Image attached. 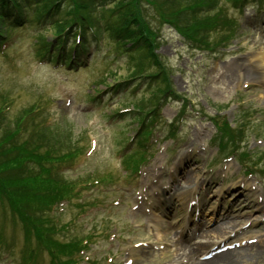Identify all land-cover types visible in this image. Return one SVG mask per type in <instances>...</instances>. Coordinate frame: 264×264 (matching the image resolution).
<instances>
[{
  "label": "rangeland",
  "instance_id": "rangeland-1",
  "mask_svg": "<svg viewBox=\"0 0 264 264\" xmlns=\"http://www.w3.org/2000/svg\"><path fill=\"white\" fill-rule=\"evenodd\" d=\"M215 3L218 7L213 9V14L218 9L224 10L223 31L210 30L215 33L210 32L204 47L194 48L184 43L168 26L160 30L161 42L155 54L165 64L168 72L165 79L177 98L167 100L156 124L153 120L149 124L151 118L146 120L152 130L146 156L139 153L131 156L141 140V134H136L140 122L136 114L145 112L136 105L158 83H149L146 88L143 83L133 89L137 81L132 78L126 90L114 92L109 98L100 97L99 91H105L107 84L132 77L127 58L110 56L114 45L99 46L98 52L93 53L91 50L96 46L90 44L79 49L75 58H80L81 63L77 68L74 64L55 67L47 58L45 62L40 60L43 48L38 39H53L50 22H42L16 28L9 45L0 50V106L3 117L11 121L7 123L8 130L14 128V123L23 124L26 118L30 123L46 115L61 126L62 132H70L59 131V139L71 140V146L78 142L70 150L69 158L86 150L84 158L75 165L61 168L63 176L48 179L51 189L59 184L66 188L84 177L100 179L96 189L84 191L76 199L74 196L71 204H64L63 210L53 213L59 218L58 226L74 219L80 233L95 229L92 243L79 264H197L196 259L177 260L181 253L173 247L179 239L190 245L199 239L208 244L207 238L193 240L190 230H182L183 207L195 182L197 186L193 188L200 189L206 218H210L216 196H219L220 214L228 210L233 215L232 220L237 222L235 233L239 236L232 241H238L234 243L237 249L264 241V80L261 78L264 68H256L248 61L264 42V0H215ZM214 18L220 20L219 16ZM103 37L105 40L106 36ZM69 55L71 51L65 52L63 58ZM234 62L238 63L240 72L244 69L254 72L255 79L236 75L226 78L225 68ZM32 109L35 112L31 114ZM118 110L123 113L114 116ZM183 113L185 116L180 118ZM175 119L179 120V132L177 140L171 143L165 136ZM218 125H226L221 129L230 131L236 139L238 154H225L232 157L226 161L221 158L219 142L224 138H217ZM6 127L3 136L8 132ZM51 138L46 132L37 144L31 145L36 147L32 154L37 158L43 156L49 150ZM40 144L47 149L40 148ZM133 158L146 161L131 178V171L137 169ZM55 161L53 157L48 159V163ZM194 161L198 169L190 170L191 178L185 184L174 170L180 172V167L185 169L187 163ZM39 168L48 175V167ZM248 171L253 174L248 175ZM170 177L174 179L172 185L178 183L176 191L159 198L157 195L170 183ZM78 204L84 206L79 208ZM12 209L0 199V264H26L34 245L26 242L23 224ZM229 231L224 229L220 234L224 237ZM60 241L66 240L60 238ZM253 252L249 251L237 264H264L261 257L251 256ZM35 254V258L40 257L38 251ZM41 262L51 264L50 257L44 253Z\"/></svg>",
  "mask_w": 264,
  "mask_h": 264
},
{
  "label": "trees",
  "instance_id": "trees-1",
  "mask_svg": "<svg viewBox=\"0 0 264 264\" xmlns=\"http://www.w3.org/2000/svg\"><path fill=\"white\" fill-rule=\"evenodd\" d=\"M216 7L218 3L215 0H0V46L28 19L37 24L49 20V26L53 27L54 41L38 39L39 46L43 48L42 54L39 53L41 56L50 48L54 54L60 48H67L68 39L75 40L78 35L79 45L87 41L100 43L104 35V46L114 45L110 56L119 58L126 55L129 58L127 65L132 77L159 80L162 88L150 92L136 105L140 110L145 109L144 116L147 117L157 110L155 108L164 96L172 92L168 79H165V66L155 54L161 28L169 26L185 43L194 48L204 47L210 38V30L217 33L223 31L221 16L224 10L218 9L213 14ZM215 16H219L220 20ZM77 47L78 44L75 45ZM2 112L0 106V142L6 140L0 144V199L14 208L12 213L17 214L23 224L26 242L29 246L34 245L28 259L30 263L27 264H42L44 253L50 257L51 264H75L74 258L85 248L82 243L90 244L95 233L90 230L82 235L76 227H69L70 224L66 227L57 225L49 212L57 202L69 200V187L59 184V187L51 189L48 179L54 176L53 169L48 168L47 175L39 167L47 168L51 157L60 158L58 162L64 163L78 142H73L71 146V140L59 139V125L44 128L46 118L43 115L26 123V130L33 131V127L42 126L31 137L17 130L18 123H14V128L9 131L7 123L11 121L3 117ZM5 127L8 132L3 136ZM222 127L224 129L226 125ZM222 127L218 125L220 138H224L222 142L227 147L225 150L228 146L234 148L236 139L231 136L233 133L225 132ZM237 130L240 132V129ZM46 132L52 136V143L47 145L49 150L37 158L32 154L36 147L31 145L37 144ZM65 132L70 133L68 130ZM65 132L61 131V134ZM39 147L47 149L41 144ZM60 236L67 241H60ZM37 251L39 258H35Z\"/></svg>",
  "mask_w": 264,
  "mask_h": 264
},
{
  "label": "bare ground",
  "instance_id": "bare-ground-1",
  "mask_svg": "<svg viewBox=\"0 0 264 264\" xmlns=\"http://www.w3.org/2000/svg\"><path fill=\"white\" fill-rule=\"evenodd\" d=\"M248 61L253 62L256 68L260 66L264 68V42L258 48V50H256V53L250 56V59H248ZM237 68H238V63L236 62H234V64L231 65L230 67H226L225 68L226 78L231 79L232 76L235 77L236 75L237 77H245V78H249L250 80L255 79L256 74L254 72L252 73L250 69H244L243 72H240V70H238ZM261 74H262L261 78L264 79V71L261 72ZM184 167L185 169L182 172H179V170L175 168L174 173L177 177L181 176L182 181L185 182V184H188V181L191 178L190 170L198 169L197 163L195 161L193 163H187L186 166ZM171 180L174 181L173 178H171ZM232 218L234 217L228 216L227 220L223 222L224 219H226L225 217L223 218V221H222L223 223H218L214 225L210 230L206 229V230L199 232L200 238H203V239L207 238L209 240L208 244L207 243L203 244L201 242V239H199V241H196V243L192 245H190L187 242L176 241L173 247H177V252L181 253L180 258L177 260H189L190 262H194V258L195 257L198 258V256L201 255V252H203L206 254H210V256L205 257L204 260H201V261L197 260V264H237V262H239L242 258L247 257V255L249 254L248 252L252 250L254 251L251 255L253 256V258L256 259V258L261 257L260 259L264 261V241L263 240L260 241V243L257 242L254 245L246 244L240 249L230 248L229 246L226 245V242L224 240L221 242H218L220 241L219 235L221 232H223L224 229L231 228L232 226L237 224V222L236 221L234 222ZM159 225L160 224H158V226ZM155 228H156V225H155ZM209 245L215 246L216 248H214L211 251H208V249L211 247ZM225 246H227L228 248L220 252L217 251Z\"/></svg>",
  "mask_w": 264,
  "mask_h": 264
}]
</instances>
